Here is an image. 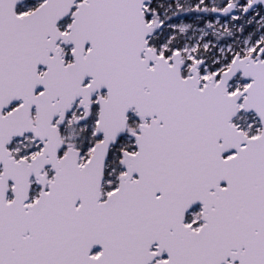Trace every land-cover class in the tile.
I'll return each mask as SVG.
<instances>
[{"label": "snow or ice", "instance_id": "snow-or-ice-1", "mask_svg": "<svg viewBox=\"0 0 264 264\" xmlns=\"http://www.w3.org/2000/svg\"><path fill=\"white\" fill-rule=\"evenodd\" d=\"M0 264H264V0H0Z\"/></svg>", "mask_w": 264, "mask_h": 264}]
</instances>
